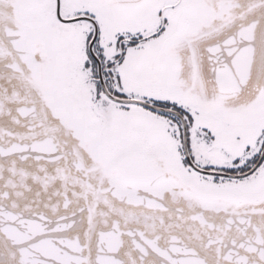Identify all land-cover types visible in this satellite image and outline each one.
I'll return each mask as SVG.
<instances>
[{"label": "snow or ice", "instance_id": "snow-or-ice-1", "mask_svg": "<svg viewBox=\"0 0 264 264\" xmlns=\"http://www.w3.org/2000/svg\"><path fill=\"white\" fill-rule=\"evenodd\" d=\"M0 264H264V0H0Z\"/></svg>", "mask_w": 264, "mask_h": 264}]
</instances>
